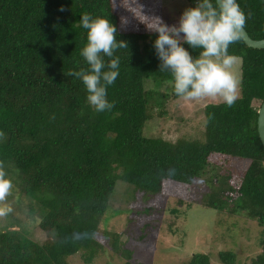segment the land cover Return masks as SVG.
Here are the masks:
<instances>
[{"label": "trees", "instance_id": "16d2710c", "mask_svg": "<svg viewBox=\"0 0 264 264\" xmlns=\"http://www.w3.org/2000/svg\"><path fill=\"white\" fill-rule=\"evenodd\" d=\"M226 1L251 37L264 38V0ZM191 5L207 29L181 41L174 30L190 22L166 21L163 0H0V178H10L18 209L46 234L35 240L8 212L0 264H74L75 256L90 264L107 245L123 264H140L118 231L101 228L118 180L151 201L195 200L264 228V48L248 46L216 0ZM205 53L242 58L240 97L202 107L204 138L144 135L156 115L175 118L178 131L191 120L168 105L200 89ZM150 79L171 91L148 88ZM235 158L251 163L237 171ZM261 246L251 264H264V229ZM218 256L239 262L232 250ZM211 261L196 252L188 264Z\"/></svg>", "mask_w": 264, "mask_h": 264}, {"label": "rangeland", "instance_id": "374dc122", "mask_svg": "<svg viewBox=\"0 0 264 264\" xmlns=\"http://www.w3.org/2000/svg\"><path fill=\"white\" fill-rule=\"evenodd\" d=\"M163 7L166 21L190 22L189 28L174 30V39H191L207 29L202 10L192 7L191 0H163ZM199 75L200 89H204L205 97L201 96L199 89L189 97L178 99H186L183 102L171 100L168 105L172 109L171 112L179 110L182 116L191 119L185 125H180L182 130H176L178 123L175 118L165 121L156 115L146 123L144 135L175 139L184 133V137L204 138V106L207 103L240 97L241 57L205 53L200 60ZM147 87L171 91L170 83L165 82L157 86L153 79L147 81ZM250 163L251 160L242 158H235L231 162L237 171L245 170ZM194 187L195 185L191 192L192 200ZM17 192L10 178H0V228L8 223V212H11L13 216L17 215L27 223V228L35 240H45L46 234L40 229L38 222L18 209ZM193 202L192 206H188V202L184 205L178 204L173 197L163 195L155 196L151 201L143 192L136 190L134 185L118 180L101 228L110 232L118 231L122 247L133 251L134 260L140 264H188L196 252H209L212 257L211 264H224L218 256L222 250L236 252L239 260L237 264H251V259L262 250L263 226L245 215L204 208L195 200ZM175 208L177 212H174ZM146 223L151 226L142 241L139 237ZM125 230H131L134 238L129 234L128 240ZM122 254L121 250L117 252L107 245L104 253L90 264H123ZM71 261L74 264H89L82 256H75Z\"/></svg>", "mask_w": 264, "mask_h": 264}, {"label": "water", "instance_id": "95a60500", "mask_svg": "<svg viewBox=\"0 0 264 264\" xmlns=\"http://www.w3.org/2000/svg\"><path fill=\"white\" fill-rule=\"evenodd\" d=\"M216 1L220 6V8L222 9L223 13L230 19L233 26L239 33V35L242 37V39L245 41V43L248 46L258 49L264 48V38L255 39L251 37L226 0H216ZM258 131L261 141L264 145V101L259 109Z\"/></svg>", "mask_w": 264, "mask_h": 264}]
</instances>
